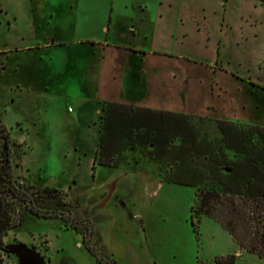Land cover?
Returning a JSON list of instances; mask_svg holds the SVG:
<instances>
[{
    "label": "rangeland",
    "instance_id": "obj_1",
    "mask_svg": "<svg viewBox=\"0 0 264 264\" xmlns=\"http://www.w3.org/2000/svg\"><path fill=\"white\" fill-rule=\"evenodd\" d=\"M111 1L0 0V119L14 141L15 174L27 184L65 192L61 199H42L38 204L71 218L91 219L96 246L107 251L110 263L218 264L217 258L236 255V264H264V258L241 250L208 217H201L194 230L191 207L197 188L173 182L192 179L195 164L205 162L192 152L197 143L220 144L217 123L117 109L99 158L108 166L97 165L92 177L87 159L78 160L77 136L66 112L75 103L65 97L66 81L49 83L44 90L37 63L43 57L45 65L47 53L11 51L28 41L34 19L43 41L55 36L70 41L100 36ZM76 3L92 12L91 21L85 9L70 12ZM52 53L58 65L59 49ZM17 65L37 68L39 76L25 82ZM163 141L168 143L160 144ZM118 177V183H108ZM5 244L3 255L9 264H98L82 235L58 218L28 214L10 231Z\"/></svg>",
    "mask_w": 264,
    "mask_h": 264
},
{
    "label": "crops",
    "instance_id": "obj_2",
    "mask_svg": "<svg viewBox=\"0 0 264 264\" xmlns=\"http://www.w3.org/2000/svg\"><path fill=\"white\" fill-rule=\"evenodd\" d=\"M104 13L102 35L73 41L40 40L34 19L28 41L11 50L47 53L37 63L44 90L66 81L78 160L90 174L107 102L264 127V0H113ZM16 70L25 82L39 76L32 66Z\"/></svg>",
    "mask_w": 264,
    "mask_h": 264
},
{
    "label": "trees",
    "instance_id": "obj_3",
    "mask_svg": "<svg viewBox=\"0 0 264 264\" xmlns=\"http://www.w3.org/2000/svg\"><path fill=\"white\" fill-rule=\"evenodd\" d=\"M121 108L145 111L165 118L194 117L105 103L93 177L97 165L108 166L106 162L100 161V153L111 134L110 122L116 117L117 109ZM208 120L218 124L222 134L220 144L213 146L210 142L203 147L195 142L192 152L196 158L203 157L205 162L195 164L192 179H177L173 182L197 188L196 199L191 207L194 230H198L201 217H208L218 223L241 250L264 258V127ZM179 136L185 143L183 135ZM166 143L163 141L160 144ZM13 147L12 136L0 119V264H9L3 255L6 237L20 226L28 214L61 219L82 235L83 244L98 264H116L115 260L112 263L106 261V250L97 248V234L91 219L71 218L64 212L44 210L39 206V200L61 199L66 193L58 188L36 187L20 181L14 172ZM236 260V255L216 259L218 264H236Z\"/></svg>",
    "mask_w": 264,
    "mask_h": 264
}]
</instances>
